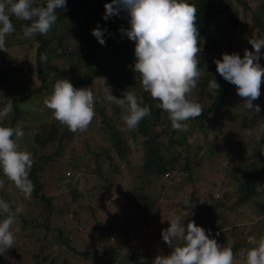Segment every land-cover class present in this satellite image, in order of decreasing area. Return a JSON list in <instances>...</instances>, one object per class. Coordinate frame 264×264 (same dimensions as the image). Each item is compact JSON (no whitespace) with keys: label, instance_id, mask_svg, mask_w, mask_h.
I'll use <instances>...</instances> for the list:
<instances>
[{"label":"trees","instance_id":"16d2710c","mask_svg":"<svg viewBox=\"0 0 264 264\" xmlns=\"http://www.w3.org/2000/svg\"><path fill=\"white\" fill-rule=\"evenodd\" d=\"M186 2L195 5L197 8L196 24L200 36L198 46L201 49L203 47L197 57L202 77L188 98L196 95L201 88H205L207 95L211 96L210 103L207 106H202L203 114L196 119L187 121V131L192 130L194 132L196 130L206 135L208 127L213 125V116L218 117L219 113L225 114V108L228 109L236 102L233 101V97L237 93L236 86L225 81L217 73L215 63L212 64L209 61V54L213 51L217 55V60L222 59V54L225 53L241 55L236 46L238 43L235 42V31L242 24L239 22V18L243 16L244 19L245 15L251 14L253 23L262 26L264 23V19H262L264 0H186ZM106 3H111V0H66V9L56 10L58 19L50 32L46 36L37 34L33 38L23 37V27L30 22L12 17L15 30L6 37V52L0 50V65H4L0 69V111L9 103V100L13 105L12 113L7 117L0 118V126H19L24 132L23 139L25 142L18 143V145L20 150L29 151L33 155L34 163L29 178L35 188L31 199H25L24 195L21 197L25 201L34 200L39 205L44 204L48 213H51L52 209L55 210L50 205L56 198L50 193L51 190L47 189L50 184L53 185L51 188L61 191V195L65 196L62 207L57 206V212L64 211L65 213L71 210L74 214L77 213L73 204L82 196L79 176L92 173L90 169L85 167V161L89 158L97 160V164L100 162L99 158L103 162L114 158L123 160L126 165L125 169L131 173L132 158L141 151L142 164L140 167L141 173L145 177L147 175L158 177L163 174L164 178H169L175 169L174 162L177 155L174 152L179 151L178 149L173 150V147L181 145L188 134L187 131L173 130L168 113L157 106L159 101L153 100L150 94L143 90L140 75L134 71L136 62L135 42L129 40L120 31L130 28L128 23L130 17L127 12L121 9L118 16L113 15L107 20L103 19ZM37 4L45 6L46 0H37ZM238 8L242 11L240 12L241 16L238 15ZM97 27L103 30L104 45H101L92 35V30ZM262 36L264 39V27H262ZM41 55H46V62L41 61ZM213 78L219 84V89L213 90L208 87L209 81ZM58 79H68L77 89L90 88L95 96L96 115L93 120H97V129L101 132L100 137H103L105 143L101 141L102 144H100L95 140L93 149H88L86 153L89 154V157L66 153L68 145L77 140L79 131L70 132L67 127L60 125L54 118L38 119L33 111L34 106L44 105V98L51 95ZM105 86L109 89H106ZM108 91L117 98H122L124 93L135 92L140 105L148 106L151 109L150 116L145 117L135 131H125L123 129L125 124L121 118L122 110L114 103L106 100ZM209 91H213V93H208ZM37 99L40 102L35 103ZM236 100H239V97ZM240 100L243 98L240 97ZM258 101L262 103L264 108L262 94H260ZM223 105L224 109L222 108ZM45 110L48 111L49 109L45 107ZM262 114L264 115V113ZM263 115H259L257 118L253 117L254 123L252 124L254 127H260L264 133ZM249 117L251 118V116ZM177 132L180 134L179 138L175 137ZM48 149L50 152L47 151ZM185 155L183 168H185L186 173L191 175L200 163L199 161H190L187 157L189 156L188 152ZM64 156H68V160H64ZM58 159L62 160L63 166ZM51 160H54L52 161V170L56 171L59 176L50 175L51 178L55 176L58 183H48V185L41 179L44 180L42 172L45 162L48 163ZM257 164H245L240 168L241 176L244 179L241 189L244 192L237 199L228 205L223 198L224 195L215 194L212 190L211 203L198 204L194 202L191 206L190 209L196 210L195 215L191 216L192 221L198 222L199 225L208 221L213 227H216L219 220L225 219L224 212L229 214L231 210L228 209L231 207L233 209L245 201L249 202L252 197L255 198L252 201L259 204V208L263 210H260V213H264V160H260ZM98 172L97 179L101 181L104 173L102 174L99 169ZM0 178H3L2 172H0ZM140 179L142 178L139 174L130 179L131 183L129 184L131 185L129 187L135 196L142 194L143 188L141 186L143 183ZM255 180H258L260 185L257 186L258 181L255 182ZM9 183L12 182L6 180L5 188L0 189V191L6 190L5 196H11ZM101 189V183H95L87 193L88 198L90 200L96 198ZM115 192H110V194L113 193L112 199L115 198ZM140 206L139 200H135L131 206L134 215L141 212ZM220 209L222 210L221 213L218 212ZM143 215L147 216L148 213ZM3 218L4 216L0 214V220ZM131 218L133 219V217ZM36 221V218H33L26 222L23 221L22 225L15 224L13 227L20 230L32 226L35 234ZM24 223L26 224L23 226ZM106 228L107 232L115 230L116 234L122 232L131 235L130 239L137 237L131 231L121 229L120 226L117 228L118 230L110 225ZM19 233L20 231L14 233L15 240L21 235ZM79 236L80 245L85 246V234L80 232ZM245 245L248 247L244 251L253 247L249 243H245ZM15 246L16 243H14L13 248L7 250L5 255L0 256V264H22L18 258V249ZM66 246L72 248L73 251L78 250L75 245L67 244ZM32 249L29 250L30 255L27 257H32L34 264H49L46 263L43 247ZM77 253L79 258L86 257L88 263L91 262V264H115L116 260V254L110 249H104L100 254L99 248L94 247L84 253L80 251ZM117 253L128 259L130 264H149L138 260L136 250L127 253L118 251ZM81 255L83 256L81 257ZM99 257L104 258L102 262H98ZM50 261V264H70L69 259L59 262L57 258H53ZM76 262L78 263V259Z\"/></svg>","mask_w":264,"mask_h":264},{"label":"rangeland","instance_id":"374dc122","mask_svg":"<svg viewBox=\"0 0 264 264\" xmlns=\"http://www.w3.org/2000/svg\"><path fill=\"white\" fill-rule=\"evenodd\" d=\"M237 10L238 15L241 16L240 12L242 11L239 8ZM260 12L263 13V11ZM251 17V14H247L244 19L243 16L239 18V22L242 24L235 31V42L238 43L236 46L240 50L241 58H243L245 49L253 50L249 39H263L262 27H264V23L262 26L256 25ZM261 52L264 53V49H261ZM210 53L209 61L214 64L217 55L213 51ZM259 63L264 67V56L261 57ZM3 66L0 65V69ZM260 92L264 97V82L261 83ZM208 93H213V91ZM237 97L239 96L236 93L233 97V101L236 102L228 109L224 105L222 106L223 109L225 108V114L219 113L218 117L213 116V125L208 127L206 135L196 130L194 132L188 130L183 143L173 147V150L178 149L179 151L174 152L177 155L174 162L175 169L169 178H164L163 174L158 177L152 175L145 177L141 173L140 167L142 164L141 151L132 158L131 173L125 169V162L117 158L106 162L99 158V164H97V160L92 158L86 159L85 167L90 169L92 173L79 176L82 196L73 204V208L77 210L76 214L71 210L65 213L56 210L58 205L62 207L65 196L61 195V191L51 188L53 185L50 183H58L55 176L50 177V175H58L56 171L52 170V161L54 160L45 162L42 172L44 180L41 179L50 184H48L47 189L51 190L50 193L56 197L52 203L53 206L50 205L55 209H52L51 213L47 212L44 204L39 205L34 200L25 201L21 197L23 193L16 189L12 183H9L10 192H8L11 196H5L6 190H1L0 199L9 202L14 211L17 208L20 209L16 224L22 225L23 221L26 222L33 218L37 220L35 234L32 226L19 230L21 235L15 240V248L18 249L20 262L22 264H34L32 257L27 256L30 255L29 250L35 247L44 248L46 263L49 264L50 259L53 258H57L59 262L69 259L70 264H91V262L88 263L86 257H82L83 255H81L82 258H79L77 252L84 253L94 247L99 248L100 254L104 249L112 250L116 254L115 264H130L128 259L117 253L118 251L127 253L136 250L138 260L149 264H153V260L159 255H170L173 249L166 245L162 239V231L168 228V221L174 216H180L183 219V225L186 226L189 221H192L191 216L196 213L195 209H190L193 203H211L212 190L215 194L224 195L225 202L228 205L231 204L244 192L241 189L244 179L241 176L240 168L245 164L258 165L260 160H264V133L260 127H254L252 124L254 123L253 117L257 118L264 113L262 103L258 99L253 101L261 109L259 113H253L245 109L243 100H240V97L239 100H236ZM190 100L207 106L211 101V96L207 95L205 88H201ZM36 102H40V100L37 99ZM33 111L38 119H53L51 110L46 111L44 105L34 106ZM97 125V120H92L87 130L79 132L77 140L68 145L66 153L89 157V154L86 153L88 149H93L95 140L100 144L104 140L103 137H100L101 132L97 129ZM123 129L128 130L126 126H123ZM175 137L179 138L180 134L177 132ZM22 142H25L23 138L18 141L20 144ZM94 149L97 150L96 147ZM47 151L50 152L49 149ZM186 152L189 153L187 157L190 161H199L200 163L191 175L186 173L185 168H183ZM63 159L68 160V156H64ZM58 161L63 166L62 160L58 159ZM98 169L102 174L104 173L103 177L105 178L102 177L103 180L101 179V181L97 179ZM138 174L142 178L140 181L143 183L141 186L143 189L141 195L135 196V193L131 192L129 187L131 184L129 183H131V177L135 178ZM95 183H101L102 189L96 198L90 200L87 193ZM259 183V181L256 183L257 186L260 185ZM110 192H115L114 199L111 197L113 193L110 194ZM67 197L69 199L68 195ZM108 199L110 200L108 201ZM137 199L141 204V212L134 215L131 206ZM252 200L255 198L252 197ZM252 200L245 201L233 209L232 207L228 209L231 212L229 214L224 212L225 219L219 220L216 227H213L208 221L202 225L195 222L197 226L206 230V235L209 238L216 239L222 247L234 243L235 264L245 263V257L242 253L248 247L245 243H249L248 238L250 236L257 240L264 237V213H260L263 211L259 208L260 205ZM218 212L221 213L222 210L220 209ZM147 213V216L143 215ZM45 218L46 220H44ZM129 224L130 227H128ZM109 225L114 226L115 229L120 226L121 229L131 231L137 237L130 239L131 235L122 232L116 234L115 230L107 232L106 227ZM80 232L85 234V246L80 245ZM67 244L75 245L78 250L73 251L72 248L66 246ZM7 258H9L8 255ZM76 259H78V263ZM102 259L104 258L99 257L98 262H102Z\"/></svg>","mask_w":264,"mask_h":264},{"label":"clouds","instance_id":"9594fccd","mask_svg":"<svg viewBox=\"0 0 264 264\" xmlns=\"http://www.w3.org/2000/svg\"><path fill=\"white\" fill-rule=\"evenodd\" d=\"M104 8L105 20L118 16L121 9L128 13L130 28L120 31L135 42L134 71L140 75L142 88L168 113L173 130L187 131L186 122L203 114L202 105L188 98L202 77L197 59L202 49L198 46L196 6L186 0H111ZM57 9H66V0H46L45 6L38 5L37 0H0V50L5 51L6 37L15 30L12 17L30 22L23 27L24 38H33L37 34L46 36L58 19ZM92 35L101 45L105 44L103 30L99 27L92 30ZM249 43L253 50L245 49L243 58L237 53H225L214 63L217 73L236 86L238 96L243 98V107L259 113L261 109L253 101L259 99L264 82V67L259 63L264 56L261 52L264 39H249ZM40 59L46 62L47 57L41 55ZM208 87L216 90L220 86L213 78ZM106 100L122 110V121L130 131H135L151 114L148 106L140 105L135 92L117 98L108 91ZM94 101L90 88L77 89L68 79H58L43 103L60 125L76 133L86 131L94 119ZM12 111L9 100L0 111V118L7 117ZM23 136L19 126H0V172L3 174L0 189L5 188L6 180L11 181L25 199H31L35 185L29 174L34 158L31 152L20 150L18 141ZM19 211V208L14 211L9 202L0 199V214L4 216L0 220V256L13 248L14 233L19 231L13 226ZM182 221L180 216L168 221L162 239L173 250L170 255L157 256L153 264H235L234 243L222 247L194 221H189L186 226ZM248 242L253 247L242 253L245 264H264V237L257 240L250 236Z\"/></svg>","mask_w":264,"mask_h":264}]
</instances>
